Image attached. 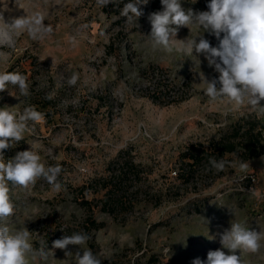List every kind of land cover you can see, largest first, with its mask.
Masks as SVG:
<instances>
[{"label": "rangeland", "instance_id": "rangeland-1", "mask_svg": "<svg viewBox=\"0 0 264 264\" xmlns=\"http://www.w3.org/2000/svg\"><path fill=\"white\" fill-rule=\"evenodd\" d=\"M152 1L141 6L143 15L136 24L126 23L110 4L101 7L96 0H0L6 21L42 11L45 25L53 27L44 40L22 32L11 45L0 43V72L26 75L30 91L28 97H19L20 103L13 97L19 96L18 88L9 84L0 92V107L18 104L22 111L34 105L44 113L42 121L30 122L34 132L5 150V160L14 158L22 144V151L32 147L46 166L62 167L60 192L43 178L12 192V219L32 232L34 247L47 241L51 249L54 240L85 232L90 236L86 247L102 264H192L197 258L206 262L210 250L222 248L220 234L233 220L264 230V154L243 161L227 153L225 173L214 180L204 165L193 180L177 178L190 161L183 157L189 145L208 147L239 121L264 122V116L210 102L199 84V72L209 79L219 74L203 55L198 69L191 60L153 48L148 17L160 8H152ZM209 2L182 0V7L208 11ZM117 34L120 45L108 51ZM189 34L181 27L177 39ZM204 37L212 46L218 44L214 36ZM73 72L79 79L69 86ZM121 153V160L138 164V176L130 174L119 184ZM102 178L122 188L121 205L104 210L100 194L82 196L96 189L92 180ZM89 219L103 226L86 231ZM68 250L82 255L79 246L69 245ZM54 258L51 264H64V250L55 249ZM244 259L264 264V247Z\"/></svg>", "mask_w": 264, "mask_h": 264}, {"label": "clouds", "instance_id": "clouds-1", "mask_svg": "<svg viewBox=\"0 0 264 264\" xmlns=\"http://www.w3.org/2000/svg\"><path fill=\"white\" fill-rule=\"evenodd\" d=\"M148 2L96 0L101 7L111 3L119 8V4L123 3V7L119 8L120 16L126 18V23L136 24L143 15L141 6ZM160 2L162 10L148 17L151 32L147 36L153 48L177 54L183 61L191 60L198 69L201 63L199 57L203 55L208 66L219 74L209 79L203 72H199V84L209 101L226 104L229 110L235 106L238 109L246 108L257 116H264V0H210L208 11L200 12L185 9L182 0ZM45 20L46 15L42 11L7 21L3 12H0V43L11 45L14 36L22 32H26L32 40H44L53 33V27L45 25ZM181 27L190 30L185 39H177ZM204 33L214 36L218 44L212 46ZM71 42L76 43L75 36ZM78 79L79 73L73 72L67 83L75 86ZM9 84L18 88L19 96L9 93L18 100L19 97L30 95L26 75L0 72V92L8 90ZM17 105L0 107V264H51V261L57 260L54 258L55 249L64 250L66 258L60 260L64 264H102L98 255L86 247L90 236L85 232H74L70 236L56 239L51 249L47 241L37 248L32 242V232L24 225L14 224L12 218L15 216L16 205L12 192L15 188L27 189L41 178L56 192L64 187L58 179L62 167L59 164L46 166L40 154L32 147L5 160V150L15 147L24 139L25 133L34 132L30 122L34 125L44 119V113L34 105L24 107L22 111ZM209 165L211 169L223 171L226 162L210 157ZM247 166L242 164L241 168L246 169ZM229 211L235 216L233 210ZM262 241L264 230L257 231L233 220L230 229L220 234L222 248L210 250L206 262L197 258L192 264H247L245 254L259 253L264 247ZM69 245L79 246L82 255L79 250L75 253L69 251Z\"/></svg>", "mask_w": 264, "mask_h": 264}, {"label": "trees", "instance_id": "trees-1", "mask_svg": "<svg viewBox=\"0 0 264 264\" xmlns=\"http://www.w3.org/2000/svg\"><path fill=\"white\" fill-rule=\"evenodd\" d=\"M124 3L129 2V0H123ZM115 14L119 13V8L123 7V3L119 4V8L115 5H109ZM152 8H160L162 10V5L160 0H153L151 2ZM122 17V16H120ZM124 33H121L122 35ZM117 34L108 45V51H111L115 45H120L121 36ZM117 38V40H115ZM23 145L21 144L18 151H22ZM227 153L237 154L241 157L243 161L259 157L264 154V122L260 120H250L245 118L232 127V130L222 132L219 137L215 138L209 143V146L206 147L203 144H191L187 147V151L183 154L184 159L190 160L185 162L180 173L177 175L178 179L184 180H193L196 173L200 171V168L205 166L204 170L207 174L213 175V180L224 175L223 171H216L211 169L209 165V158L215 157L217 160L223 159L226 164L228 158L226 157ZM15 157V156H14ZM123 158L121 153L119 158H117V165L120 168L119 174V184L126 182L125 180L129 178L130 174L138 176V164L133 161V159ZM115 163L112 162L110 167ZM103 179V178H102ZM94 179L91 181L90 185H95L96 189L93 191L84 192L82 196L88 195L90 192L93 194H100L99 200L101 208L104 210L108 207L113 209L115 206H119L123 203V194L120 193L122 188H117L111 179ZM102 181H106L101 183ZM110 182V183H108ZM95 198V197H94ZM92 198V200L94 199ZM85 203L88 204L91 201L84 199ZM87 209L93 211L91 206H87ZM87 223H84V230L90 231L91 229H99L103 224L93 221V219L86 220Z\"/></svg>", "mask_w": 264, "mask_h": 264}, {"label": "built area", "instance_id": "built-area-1", "mask_svg": "<svg viewBox=\"0 0 264 264\" xmlns=\"http://www.w3.org/2000/svg\"><path fill=\"white\" fill-rule=\"evenodd\" d=\"M176 173H177V172H175V174H176ZM251 177L254 179V176L251 175Z\"/></svg>", "mask_w": 264, "mask_h": 264}]
</instances>
